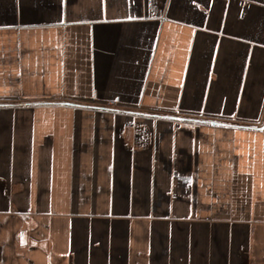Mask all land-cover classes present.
Wrapping results in <instances>:
<instances>
[{"label":"crops","instance_id":"1","mask_svg":"<svg viewBox=\"0 0 264 264\" xmlns=\"http://www.w3.org/2000/svg\"><path fill=\"white\" fill-rule=\"evenodd\" d=\"M0 264H264V0H0Z\"/></svg>","mask_w":264,"mask_h":264},{"label":"built area","instance_id":"2","mask_svg":"<svg viewBox=\"0 0 264 264\" xmlns=\"http://www.w3.org/2000/svg\"><path fill=\"white\" fill-rule=\"evenodd\" d=\"M109 104L113 105V104H115V102L114 101H109Z\"/></svg>","mask_w":264,"mask_h":264}]
</instances>
